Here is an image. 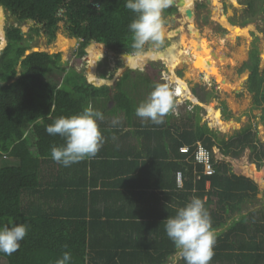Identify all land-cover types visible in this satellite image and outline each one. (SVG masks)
I'll list each match as a JSON object with an SVG mask.
<instances>
[{"label":"trees","instance_id":"obj_1","mask_svg":"<svg viewBox=\"0 0 264 264\" xmlns=\"http://www.w3.org/2000/svg\"><path fill=\"white\" fill-rule=\"evenodd\" d=\"M125 2L0 0L17 22L6 27L8 44L0 55V157L19 160L17 165L0 167V226H30L21 247L11 255L0 253V257L8 264H56L64 252H69L71 264H166L177 250L166 235L165 219L197 196L205 200L213 228H223L218 232L211 264H264V211L261 217L255 212L243 213V205L264 190V144L256 132L248 128L234 138L219 141L212 120L203 119L199 105L180 121L169 114L160 125L142 122L135 115V91L143 85L149 89L157 79L145 70L126 71L114 87L96 86L75 67L68 69L60 53L35 51L24 58L32 47L21 24L29 20L39 26L37 32L42 28L50 39L65 27L72 37L81 40L79 60L94 42L118 54H132L129 24L135 14L124 6ZM242 4L248 17L253 19L260 13L264 17V0H243ZM197 7L204 8L205 4ZM177 10L170 6L165 12L174 14ZM260 60L259 50L253 48L245 69L250 71L248 83L254 104L264 107ZM72 72L73 77L66 78ZM55 74L60 75L54 80ZM62 81L71 87L61 85ZM111 100L115 102L113 108ZM88 104L103 114H124L125 121L115 126H106V121L100 124L108 140L133 132L140 137V144L126 154L114 147L64 167L50 155L51 148L63 145L64 139L46 133L45 126L58 117L81 112ZM229 118L233 119V114ZM32 136L36 153L31 150ZM154 142L166 145L164 153L158 152ZM199 142L212 153V175H206L204 165L196 164L192 157ZM184 146L190 147L191 155L180 152ZM244 154L254 163L242 160ZM128 157L137 159L127 161L129 166L149 168L151 164L171 171L175 180L167 184V189L181 202H153L156 206L150 202L149 206L143 202L147 205L140 206L137 202L134 208L114 210L92 202L88 189L99 183L89 172L100 162L106 168H119ZM247 166L261 167V175L245 169ZM56 168H75L77 181L51 173ZM179 171L184 174L182 188L176 183ZM180 264H185L183 258Z\"/></svg>","mask_w":264,"mask_h":264},{"label":"rangeland","instance_id":"obj_2","mask_svg":"<svg viewBox=\"0 0 264 264\" xmlns=\"http://www.w3.org/2000/svg\"><path fill=\"white\" fill-rule=\"evenodd\" d=\"M242 2L243 0H219V3H216L211 0V4L208 5L206 0H181V2L179 0V5L171 4L178 10L174 14H167L165 11L163 14L165 43L160 51L164 53L165 58L160 60L157 56L145 57L142 61V70L149 75H156L157 79H153L154 82L149 89L143 85L135 91L134 96L138 105L147 98L154 85L167 83L179 89L181 102L172 113L177 121L199 105L202 108L200 113L203 119L212 120L219 141L234 138L243 130L251 128L264 144V107L254 104L248 83L250 71L245 69L253 48L259 50L260 68L264 69V17L263 13L253 19L248 17L245 11L246 5ZM201 3L205 4L204 8L197 7ZM2 14L0 20L4 32L13 21L16 24L17 22L12 13L5 8L2 9ZM249 18L252 19L250 23L242 26V22ZM38 27L30 20L21 24L31 47L48 53H60L62 63L67 65L68 69L75 67L89 82L90 45L86 49L87 55L79 60L77 55L80 39L72 37L65 27L60 29L55 38L50 39L42 28L37 32L35 29ZM63 39L74 42L62 48L60 40ZM199 40L206 43L213 53L211 70L197 69L193 61H183L176 57L175 53L178 52L182 57L185 54L195 59V48H197L195 43ZM6 41L5 33L0 35V51L5 48ZM130 70L137 69L127 66L122 55H114L109 49L106 50L105 57L97 62V76L109 80L112 87L116 85L122 74ZM72 74L73 72L69 73L66 78L73 77ZM56 75L60 74H55L54 80ZM141 83L146 82L141 81ZM61 85L71 87L70 83L64 84L63 81ZM194 91H197V94H194ZM109 104L110 108L115 106L112 100ZM231 114L233 119L229 118ZM104 116L110 122L117 118L122 122L125 121L124 114L119 112L115 115L106 112ZM242 160L247 164L254 163L248 154H244ZM13 162L11 159L0 158V167L12 165ZM245 169L257 175H261L262 172L259 166H247ZM248 202L244 205L245 212H255L261 217L264 211V190L256 199ZM0 264H8V262L0 257Z\"/></svg>","mask_w":264,"mask_h":264},{"label":"clouds","instance_id":"obj_3","mask_svg":"<svg viewBox=\"0 0 264 264\" xmlns=\"http://www.w3.org/2000/svg\"><path fill=\"white\" fill-rule=\"evenodd\" d=\"M172 2L173 0H126L124 6L135 14L129 24L133 49L130 67L142 70L140 62L145 57L159 55L165 58L160 51L165 43L163 14ZM180 102L178 88L167 83H158L136 107L135 115L142 122L160 125L169 114L175 112ZM104 119L105 116L100 110L88 104L81 112L58 117L46 125V133L52 136L58 134L65 142L51 148V159L69 167L95 158L105 143L100 128V122ZM119 123L118 118L112 120L113 126ZM205 204L204 199L193 196L184 206L176 208L174 215L165 219L166 235L185 264H211L215 255L218 233L213 228L212 217ZM29 228L26 223L13 224L11 227L0 226V253L11 255L16 252L21 247V241L28 235ZM71 259V254L64 252L56 264H71Z\"/></svg>","mask_w":264,"mask_h":264},{"label":"crops","instance_id":"obj_4","mask_svg":"<svg viewBox=\"0 0 264 264\" xmlns=\"http://www.w3.org/2000/svg\"><path fill=\"white\" fill-rule=\"evenodd\" d=\"M105 114L106 113H104V115ZM104 121H106V126H112V121L110 122L106 120V118L104 119ZM104 121L102 122L104 123ZM102 122H100V124H103ZM126 129L129 130V128ZM103 135L105 137V143L100 149L101 152L116 147L117 149H119L118 151H123L126 154L129 153L131 150L133 151V147H135V145L140 144V137H138L133 132L130 134L123 133L121 135L115 136V138L111 140H108V134L106 132H103ZM31 141V150L36 153V149L33 145L35 141V136H32ZM154 146L158 148V152L160 153H164L166 149L164 148V146H166L165 144H158L157 142H154ZM0 158L11 159L14 161V165H17L19 163L18 159L9 157L8 155H4ZM133 160L137 159H134L132 157H128L127 160L124 159L123 161H121L120 164L122 166H120L119 168H106L101 165L102 162L96 164L95 167L92 169V172H89V176H91L90 173H92L93 181H96L99 184H97L95 188L93 187L88 189L87 194L89 199H92V202H99L98 206L100 207L107 206L109 209L112 210L118 209L119 207L134 208L135 206H137V202L141 203L140 206L147 205L143 203H148L149 206V204L153 202H181V200L174 198L171 195L170 189H167V187H169L167 184L171 185L174 182L173 180H175L174 174L171 173V171L165 169L164 166L159 165L151 166L150 164L149 168H143L140 166L141 164L139 165L140 167H136L135 165H126L127 161L130 162ZM139 161L141 162L140 159ZM48 173L49 172H45V175ZM51 173L65 174L64 176H68V179L74 177L75 181H77L78 174L77 171H75V168H70L69 171L58 170V168H56ZM175 177L178 187L182 188L178 184L177 176ZM46 178L47 177L43 178V182L47 181ZM103 181H106L105 185L102 184ZM156 205L157 204L153 203V206ZM244 205L243 213H248L245 212ZM231 221L232 220L230 219L229 224L231 223ZM222 230L223 228L218 229L216 231L218 233ZM181 259L182 257L176 251L175 254L168 258L166 264H180Z\"/></svg>","mask_w":264,"mask_h":264},{"label":"bare ground","instance_id":"obj_5","mask_svg":"<svg viewBox=\"0 0 264 264\" xmlns=\"http://www.w3.org/2000/svg\"><path fill=\"white\" fill-rule=\"evenodd\" d=\"M213 2L219 3V0H212ZM2 7L0 6V19H2L3 14H2ZM3 29H2V20H0V35H3ZM74 41L68 40V39H63L62 41L60 40V44L62 48L68 47L69 44H71ZM59 44V45H60ZM196 47L195 48V53L198 55L196 59L194 60L193 65L197 67V69H204V70H211L213 66V56L211 50L208 48V45L206 43H202L201 40L197 41L195 43ZM194 48V46H193ZM107 48L102 45V44H97L93 43L89 46L88 52L90 54V63H91V68L89 71V79L91 82L100 84L102 80L97 76V62L105 57ZM177 59L185 60V61H193V58L190 57L189 55H185L182 57V55H179L178 52L175 53ZM126 57V59H125ZM124 59L125 63L127 66L130 65L131 63V55L130 56H122ZM142 63V61L140 62Z\"/></svg>","mask_w":264,"mask_h":264},{"label":"built area","instance_id":"obj_6","mask_svg":"<svg viewBox=\"0 0 264 264\" xmlns=\"http://www.w3.org/2000/svg\"><path fill=\"white\" fill-rule=\"evenodd\" d=\"M180 151L182 153H188L190 154V147L184 146L180 148ZM191 155V154H190ZM192 157L194 158V162L196 164L204 165L205 167V174L206 175H212L214 174L215 170L212 166V153L211 151L205 147L201 142L198 143L195 150L192 152ZM177 181L180 187H183L184 185V174L182 171H179L177 173Z\"/></svg>","mask_w":264,"mask_h":264},{"label":"water","instance_id":"obj_7","mask_svg":"<svg viewBox=\"0 0 264 264\" xmlns=\"http://www.w3.org/2000/svg\"><path fill=\"white\" fill-rule=\"evenodd\" d=\"M206 3L208 4V5H210L211 4V0H206ZM172 4L173 5H179V2L177 3L175 0H173V2H172ZM1 6V5H0ZM2 8H4L3 6H1ZM15 20V19H14ZM12 24H15V22L13 21V23ZM4 33H5V37H6V30H4ZM7 44H8V40L6 41V46H7ZM99 44H102V45H104L107 49H108V47L105 45V44H103V43H99ZM5 46V47H6ZM3 49H5V48H3ZM35 51H40L39 49H37V48H31V49H28L27 51H26V54H25V56H24V58L25 57H27L28 55H30V54H32L33 52H35ZM1 52L2 51H0V55H1ZM114 55H122V56H130L131 54L130 53H128V54H118V53H116V52H112ZM122 76H123V74H122ZM121 78H119L118 79V81L120 80ZM102 80V82L100 83V84H96V83H93V82H91L92 84H94V85H96V86H103V85H110V82H109V80H107L106 78H102L101 79ZM90 81V80H89ZM240 89V88H239ZM238 90H236V92H237Z\"/></svg>","mask_w":264,"mask_h":264},{"label":"flooded vegetation","instance_id":"obj_8","mask_svg":"<svg viewBox=\"0 0 264 264\" xmlns=\"http://www.w3.org/2000/svg\"><path fill=\"white\" fill-rule=\"evenodd\" d=\"M180 2H181V0H180ZM156 56H157V58L160 59V60L163 59V58L159 57L158 55H156ZM197 56H198V55H195V59H196ZM195 59L193 58V63H194V60H195ZM183 61H185V60H183ZM123 75H124V74H123ZM171 79H172V78H171Z\"/></svg>","mask_w":264,"mask_h":264}]
</instances>
